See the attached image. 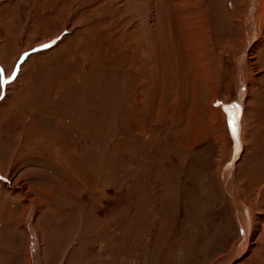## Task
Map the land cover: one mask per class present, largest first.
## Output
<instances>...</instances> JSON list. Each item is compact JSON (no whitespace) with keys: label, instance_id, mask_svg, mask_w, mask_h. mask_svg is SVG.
I'll return each instance as SVG.
<instances>
[{"label":"rangeland","instance_id":"rangeland-1","mask_svg":"<svg viewBox=\"0 0 264 264\" xmlns=\"http://www.w3.org/2000/svg\"><path fill=\"white\" fill-rule=\"evenodd\" d=\"M182 1L0 0V264H264V0Z\"/></svg>","mask_w":264,"mask_h":264},{"label":"bare ground","instance_id":"bare-ground-1","mask_svg":"<svg viewBox=\"0 0 264 264\" xmlns=\"http://www.w3.org/2000/svg\"><path fill=\"white\" fill-rule=\"evenodd\" d=\"M148 1V0H147ZM152 1H154L155 3L157 2V0H150V2H152ZM176 1V0H175ZM178 1V4H176V6H178V8H177V10H179V9H181L180 11L182 12V14H179L178 15V19H184V15H186V14H184V12L186 13V11H185V5H184V3H183V1L182 0H180L183 4H181L180 3V1L179 0H177ZM258 1H260V0H258ZM138 3V2H137ZM263 6V5H262ZM262 8V7H261ZM179 11V12H180ZM178 11H177V14L179 13ZM188 15V14H187ZM188 18V17H187ZM177 19V20H178ZM176 26V25H175ZM245 56H246V54L244 55V58H243V60H242V62L244 63L245 61H244V59H245ZM241 81V80H240ZM242 82H243V80H242ZM241 82V83H242ZM245 85V83H243L242 84V86H244ZM237 123L235 122V125H236ZM242 138V137H241ZM240 147V146H239ZM239 149H241V148H239ZM239 149L237 150V153H239ZM229 173H226V175H225V178L227 177V175H228ZM231 177V176H230ZM252 215L250 214V217H251ZM253 220V219H252ZM252 220H251V222H250V220H249V222H250V225H252L253 226V222H252ZM257 221H255V223H256ZM255 227V226H254ZM251 228V229H248V235L247 234H245V238H246V240L247 241H245V243L243 244V248L245 249L247 246L249 247V246H251V238H249L250 237V235H252V236H254V233L253 234H251V232L253 231V230H256L255 228ZM259 227V226H258ZM258 229V228H257ZM254 232V231H253ZM36 250V249H35ZM37 253V252H36Z\"/></svg>","mask_w":264,"mask_h":264},{"label":"snow or ice","instance_id":"snow-or-ice-1","mask_svg":"<svg viewBox=\"0 0 264 264\" xmlns=\"http://www.w3.org/2000/svg\"><path fill=\"white\" fill-rule=\"evenodd\" d=\"M233 109H234L236 112H238V111H239V106H238V105H234V106H233ZM231 131H232L233 136L235 137V136L237 135V130H236V127H235L234 124L231 126Z\"/></svg>","mask_w":264,"mask_h":264},{"label":"crops","instance_id":"crops-1","mask_svg":"<svg viewBox=\"0 0 264 264\" xmlns=\"http://www.w3.org/2000/svg\"><path fill=\"white\" fill-rule=\"evenodd\" d=\"M157 1H159V0H157ZM3 115H5V111L4 112H0V117H3Z\"/></svg>","mask_w":264,"mask_h":264}]
</instances>
